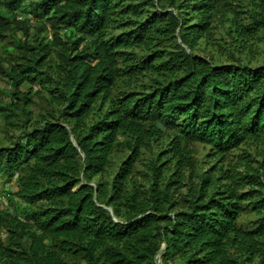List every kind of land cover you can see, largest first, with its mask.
Listing matches in <instances>:
<instances>
[{
	"label": "trees",
	"instance_id": "16d2710c",
	"mask_svg": "<svg viewBox=\"0 0 264 264\" xmlns=\"http://www.w3.org/2000/svg\"><path fill=\"white\" fill-rule=\"evenodd\" d=\"M25 1L0 0V115L21 132L0 184L25 203L0 210V264H264V162L224 169L250 143L264 157V64L187 50L223 0H34L38 43L19 37Z\"/></svg>",
	"mask_w": 264,
	"mask_h": 264
},
{
	"label": "rangeland",
	"instance_id": "374dc122",
	"mask_svg": "<svg viewBox=\"0 0 264 264\" xmlns=\"http://www.w3.org/2000/svg\"><path fill=\"white\" fill-rule=\"evenodd\" d=\"M177 1V0H176ZM34 0H26L24 5V11H21L18 14L17 20H28V28L30 30L29 36H26V32L28 29H23V35L19 36L23 41H33L38 43L39 41H44L45 33L39 34L37 32V28L41 25L40 19H35L29 13V4L33 3ZM168 2V1H166ZM177 3H181V0H178ZM28 5V7H27ZM222 6H225V10H222L219 14L215 15L210 31L207 36L201 38L199 42L196 44L194 50L187 48V50L194 55L207 59L209 62L215 65H223V64H231L238 63L239 61L245 65H249L251 67H257L264 64V32L262 30L256 31L252 24V15L260 12V9L264 7V0H223ZM195 21V20H194ZM193 21V22H194ZM240 24V26L244 29L243 34H238L235 32L234 24ZM6 40V38H4ZM0 38V55L2 57L11 58V55L8 52L4 51V46L7 42ZM12 40L10 36L7 37V41ZM9 52L13 51V46L9 47ZM138 59L143 58V53L138 52ZM7 89V80L6 77L0 76V92ZM5 97L0 94V101H4ZM21 134L18 130H13L6 123L4 116L0 115V146L7 145L12 141H15L17 137ZM194 148L197 151V155L200 160L206 159V156L209 153V147L202 144L194 145ZM247 151L250 156L246 158V160H242L238 158L236 155H230L227 158V161L224 163L225 168H233L238 162L245 161L248 166L256 167L260 169V165L264 162L263 152L261 148L253 143L247 145L244 152ZM261 151V152H260ZM243 152V153H244ZM259 153V154H258ZM148 160H145L143 164L138 167V171L136 173V181L138 183L145 182V171H147V163ZM213 163V162H212ZM238 168L237 173H241L244 175L243 166ZM261 170V169H260ZM263 174V171H260V175ZM261 184H264V176L260 179ZM229 184L224 181L223 184ZM239 193H247L250 190L248 185H245L240 179L236 181L235 184L240 185ZM3 186V190L9 189L5 191L7 198V209L13 210L17 215L23 216V208L25 207V203L18 199L14 193L15 185L14 183H1ZM261 187H257L255 189H259ZM264 191V187L262 188ZM183 191H186V188H183ZM0 237L4 238L5 234L0 231ZM161 254L156 258L158 264H160Z\"/></svg>",
	"mask_w": 264,
	"mask_h": 264
},
{
	"label": "built area",
	"instance_id": "2783aa9c",
	"mask_svg": "<svg viewBox=\"0 0 264 264\" xmlns=\"http://www.w3.org/2000/svg\"><path fill=\"white\" fill-rule=\"evenodd\" d=\"M3 189H4L3 186L0 184V210L9 211L10 214L14 215L13 210H8L6 207L7 198H6V193Z\"/></svg>",
	"mask_w": 264,
	"mask_h": 264
},
{
	"label": "water",
	"instance_id": "95a60500",
	"mask_svg": "<svg viewBox=\"0 0 264 264\" xmlns=\"http://www.w3.org/2000/svg\"><path fill=\"white\" fill-rule=\"evenodd\" d=\"M110 211H112L111 209H109Z\"/></svg>",
	"mask_w": 264,
	"mask_h": 264
}]
</instances>
